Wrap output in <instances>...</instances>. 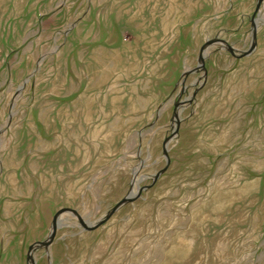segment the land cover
<instances>
[{
    "label": "rangeland",
    "instance_id": "374dc122",
    "mask_svg": "<svg viewBox=\"0 0 264 264\" xmlns=\"http://www.w3.org/2000/svg\"><path fill=\"white\" fill-rule=\"evenodd\" d=\"M257 3L0 0V264H264Z\"/></svg>",
    "mask_w": 264,
    "mask_h": 264
},
{
    "label": "water",
    "instance_id": "95a60500",
    "mask_svg": "<svg viewBox=\"0 0 264 264\" xmlns=\"http://www.w3.org/2000/svg\"><path fill=\"white\" fill-rule=\"evenodd\" d=\"M262 2H263V0H258L257 8L260 7V5H261ZM253 36H254V40H255V38H256V26H255V24L253 25ZM210 45H211V43L209 42V43L207 44V46H210ZM227 47H228L229 52H230L231 54H233V50L231 49V47H230V46H227ZM254 48H255V44H253V45L250 47V49H249L245 54H243L242 56L244 57V56H247V55L251 54L252 51L254 50ZM204 59H205V56L203 55V52H201V54H200V56H199V60H200V62H201L200 66L202 67V69H205ZM175 117L177 118V116H175ZM177 123H178V121H177ZM177 125H178V124H177ZM176 133H177V129L174 131V134H176ZM174 134H173V135H174ZM173 135H172V136H173ZM166 143H167V142H166ZM166 143H165V145H164V151H163V154H164V156H165V158H166V160H167V166H168V164H169V156H168V152H167V149H166ZM165 170H166V168H165L164 170L160 171L159 173H157V174L155 175L153 183L158 179V177L161 175V173L164 172ZM145 189H147V187L139 188L138 193H137L136 195H131V194H129L126 198H124V199H122L120 202H118V203H117V204H116V205L110 210L109 216L112 215V214H113V213H114V212H115L120 206H122L123 204L128 203V202H131V201H133L134 199H136L138 196H140V195H141V192H142L143 190H145ZM64 211H67V210H66V209H61V210H59V211L55 214V216H54V218H53V222H52V231H51V233H50V235H49V239H48L47 241H45V242H41V243H39V246L47 247L49 244H51L53 238L55 237V232H56V230H57V227L59 226L58 216H59L62 212H64ZM70 211L73 212V213H76L75 210H70ZM78 219H79L80 224L83 226V228H84L85 230H87V231H90V230H94V229H96L97 227H99V226H100L102 223H104L108 218H105L104 220L100 221L98 224H95V225H93V226H89V225L84 224V222L82 221V219H81L79 216H78Z\"/></svg>",
    "mask_w": 264,
    "mask_h": 264
},
{
    "label": "crops",
    "instance_id": "0c3cea01",
    "mask_svg": "<svg viewBox=\"0 0 264 264\" xmlns=\"http://www.w3.org/2000/svg\"><path fill=\"white\" fill-rule=\"evenodd\" d=\"M102 40H103V37H102Z\"/></svg>",
    "mask_w": 264,
    "mask_h": 264
},
{
    "label": "bare ground",
    "instance_id": "6f19581e",
    "mask_svg": "<svg viewBox=\"0 0 264 264\" xmlns=\"http://www.w3.org/2000/svg\"><path fill=\"white\" fill-rule=\"evenodd\" d=\"M131 195H133V194H131Z\"/></svg>",
    "mask_w": 264,
    "mask_h": 264
}]
</instances>
